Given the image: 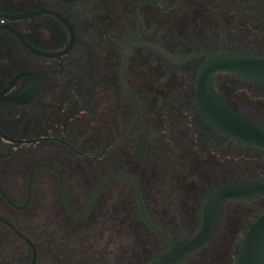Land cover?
I'll use <instances>...</instances> for the list:
<instances>
[{
    "label": "flooded vegetation",
    "instance_id": "flooded-vegetation-1",
    "mask_svg": "<svg viewBox=\"0 0 264 264\" xmlns=\"http://www.w3.org/2000/svg\"><path fill=\"white\" fill-rule=\"evenodd\" d=\"M250 1L254 5L252 10L244 7L239 12H232L235 13L236 20L233 22L231 20L225 21L228 24H236L238 28H241V30L236 29L234 33V38L239 36L240 39L236 45L222 48H198L190 54L179 57L168 46L160 42V38L148 36L147 20L145 18L151 15H149L150 12L146 10V7H155L157 11L162 12L158 8L161 5L155 0H0V132L7 136L5 137L0 133V159L6 156L10 157L14 147L39 144L33 149L34 154L30 156L32 158L35 154L36 156L39 154L42 158L34 163L32 167L37 163L44 162L60 170L73 209L76 213H81L86 209L90 198L84 207L77 208V198L73 197V194L79 196L83 192L75 188L76 191L69 186V179L63 167L55 164L50 158L70 159L68 163L73 166L68 165L73 172L74 167L80 168L86 162H90L89 160L100 159V157L106 156L109 151H103L102 154L99 153L93 157H84L83 153L92 154V152L86 150L88 146H100L103 143H109L115 145L116 148L120 147L119 149L125 148L128 140L131 139L132 131L137 125L138 115L135 116L136 118L132 123L128 119H121L117 123L112 120L113 118H110L108 124L113 126L118 124V128H116V131L114 130V133L111 128L105 129V126H101L99 123V120L105 122V119L99 116V109L105 108V105H101V102L98 103L101 94H103L98 88L110 89L111 93L114 94L117 92V83L125 96L136 100L131 89L127 87V83L133 80V75L139 77L137 80L140 82L150 81V78L154 79L156 75L153 76L148 65L152 59H156L159 65L161 63L163 65V62H167L171 66L181 65L185 73H191L187 88L178 89L177 87L176 90L170 91L173 95L170 101L175 103L176 108L178 107V110L173 108L174 110L171 111L173 113H170L172 118L170 123L172 122L171 127L174 129L172 130L173 146L171 151L176 154L177 160L187 159L190 164L191 162L194 165L199 163L200 166H206L208 162L209 174L211 162L209 161L210 157H207L208 152L212 153V147L219 145L221 148L218 154H220L221 159L232 154L253 164L254 173L244 180L263 176L264 150L246 145L221 133L212 127L200 113L195 96V77L205 57L199 56L180 63L172 61L163 53L164 51L176 59H183L203 50H234L264 56V10H261L257 5L260 0ZM68 25H70L71 30ZM21 37L33 49L27 47ZM241 39L244 41L242 42ZM46 52L53 55L41 54ZM199 59H202V61L196 67ZM240 78L244 80L239 84L241 97L235 99L230 93L234 85H223L222 91L224 93H221L217 86L216 77L215 85L220 97L233 112L264 124V83L244 77ZM252 92L257 96H250L249 94ZM107 109H110V107ZM135 113L138 114L137 103ZM186 113L190 115L188 121L186 118L181 119L180 116ZM93 115L100 130L98 134H92L84 140L85 131H80L81 128L78 127L79 119L87 116L85 125L82 126L85 127L86 131H89L90 123H94L91 122L95 119ZM101 128L105 130L103 131ZM198 130L201 139L196 137L195 133ZM105 134L113 136L114 141L111 142L110 139L109 142H106L103 138ZM213 138L217 139L215 144ZM14 140L35 141L17 143ZM158 140H164V144L167 143L164 137H159ZM218 140L220 141L219 144ZM80 141L82 142L80 143ZM197 142L200 144L197 145ZM79 144H81L79 146L80 150L76 148V145ZM186 144L189 146H186ZM6 145H10L8 155L2 152ZM141 145L139 143L137 146ZM53 148H56L55 154H53ZM165 152L166 150L163 147L154 156H162ZM24 155L27 156L26 153ZM24 155L20 156L23 158ZM111 157H115L117 160L121 158L116 154L113 156L112 153ZM146 158L150 162V156L148 155ZM126 159L125 163L129 161L131 165L136 164H134V161H137V159L132 160L131 157ZM75 160L77 161L76 164ZM113 168L114 170L110 172L129 173L139 181L142 198L146 210H148L143 180L124 166L118 167L115 165ZM31 169L25 180V193L16 177H5L0 171V187L18 204H24L27 200ZM20 171L19 169L16 170L13 176L20 173ZM38 172L44 173V177L49 179V184L52 187H47V182H43L44 188H50L51 195L60 196L59 199L63 201L64 211L54 212V218H51V221L45 220L47 226L45 240L34 239L26 235L36 248L34 264L40 262L42 247H46L43 253L48 254L47 246L51 249V244L56 243L57 240L63 241V237L60 235L61 231L58 233L59 230L50 229L52 224L67 225L69 221H84L94 208L93 206L92 210L82 219L73 218L67 210L58 176L47 168H39L36 171L32 184L31 203L26 210H16L6 203L0 195V199L6 208L17 213H26L33 209L34 183ZM191 173H193L192 169ZM112 179L118 180L121 184H127L129 192L134 193L135 196V188L131 181L125 178H111L109 180ZM219 186H212V190L208 195ZM10 191L21 199L18 200L13 197ZM135 202L139 209L136 196ZM203 204L201 203L202 206ZM34 210L35 213L41 214V204H36ZM0 216L19 229L17 223L11 221L9 217L1 213ZM0 223L12 232V235L18 239L19 245L21 242L27 248V252L24 250L12 256L7 251L0 249V264H32L34 260L32 247L7 225L1 221ZM56 237L58 238L55 241L54 238ZM58 245L62 246L59 242ZM201 249L194 252L190 257L193 258L194 256L197 260H200L199 252ZM239 250L234 264H237ZM198 254L200 257H197Z\"/></svg>",
    "mask_w": 264,
    "mask_h": 264
},
{
    "label": "rangeland",
    "instance_id": "rangeland-1",
    "mask_svg": "<svg viewBox=\"0 0 264 264\" xmlns=\"http://www.w3.org/2000/svg\"><path fill=\"white\" fill-rule=\"evenodd\" d=\"M155 1L161 5L158 8L162 12L157 11L155 7H146V10L150 12L149 15H151L145 18L148 36L160 38V42L168 46L179 57L190 54L198 48H222L236 45L240 39L239 36L234 38V33L236 29L241 30V28L225 21L231 20L233 22L236 20L235 13L232 12H239L244 7L252 10L254 6L250 0ZM257 5L261 10H264V0H260ZM239 34L241 35V33ZM241 41L244 40L241 39ZM201 61L202 59L197 60L196 67ZM166 63L163 62V65L162 63L159 65L156 59L150 61L148 67L153 76L156 75L154 79L150 78V81L140 82L137 80L139 77L133 75V80L127 83V87L131 89L136 100L125 96L117 83V92L114 94L111 93L110 89L98 88L103 92L98 103L101 102V105H105L106 108L99 109V116L105 119V122L99 120V123L101 126H105V129L111 128L114 133V130L116 131L118 128V124L114 126L108 124L110 118H113L112 120L117 123L121 119H128L132 123L136 118L135 116L138 115L137 125L132 131L131 139L128 140L126 147L124 146L125 148L119 149L120 147L116 148L115 145L109 143H103L100 146H88L86 150L92 154L83 153L84 157H93L106 150H109L110 154L100 157V159L89 160L90 162H86L80 168L74 167L73 172L69 167L72 164L68 163L70 159H54L52 157L50 159L63 167L69 179V186L83 192L79 196L73 194V197L77 198L76 206L79 209L85 206L93 187L104 173L113 171L115 165L129 169L143 180L151 218L178 239L199 225L201 203L203 204L208 193L212 190V186L244 180L254 173L255 168L252 163L239 158L237 155L229 154L226 158L221 159L220 154H218L221 148L219 145L212 147V153L208 152L207 157H210L209 161L211 162L209 174L208 162L206 166H200L199 163L194 165L191 162L190 164L187 159L177 160L176 154L171 151L173 146L172 130L174 129L171 127L170 113H173L171 112L174 110L173 108L178 110V107L176 108L175 103L170 101L173 96L170 91L176 90L177 87L178 89L187 88L191 73H185L181 65L171 66ZM216 77L217 86L221 93H224L222 91L223 85H234L230 93L235 99L241 97L239 84L244 81L243 79L225 72ZM249 95L257 96L253 92ZM136 103L138 114L135 113ZM109 107L110 109H107ZM180 116L181 119L190 120L189 113ZM83 118H85L84 121H82ZM86 119L87 116L82 117L78 122L80 131H85L84 140L92 134H98L100 130L95 118L91 121L94 123L89 125L90 130L86 131L85 127L82 126L85 125ZM195 134L198 138L201 135L199 130ZM103 136L106 142H109L110 139L113 142L115 139L106 134ZM159 137L166 138L167 143L164 144V140H158ZM213 140L215 144L217 139L213 138ZM198 142L197 145L200 144ZM139 143L142 145L137 146ZM188 144L186 146H189ZM38 145L28 144V146L19 148L14 147L10 157L6 156L0 159L2 175L16 177L24 193L25 180L32 165L42 158L39 154L37 156L35 154L31 160L30 155L34 154L33 149ZM40 145L43 146V144ZM80 145H76L78 150H80ZM163 147L166 150V155L155 157V153ZM9 149L10 145L4 146L3 154L8 155ZM25 153L27 156L24 155ZM55 153L56 148H53V154ZM111 153L113 156L116 154L122 159L117 160V158L111 157ZM145 154L150 156L151 163ZM20 155L25 157L22 158ZM129 157L132 160L137 159L134 161L135 165H131L129 161L124 162ZM197 158L199 159L198 156ZM18 169L21 170L20 173L13 176ZM191 169L193 173L190 174ZM43 182H47V187H52L49 184V179L44 177V173L38 172L34 183L33 209L26 213H17L6 208L0 199V213L17 223L30 237L39 240H45V231H47L45 220L51 221V218H54V212L64 211L63 201L59 199L60 196L51 195V189L44 188ZM120 187L121 183L118 180L112 179L107 182L102 200L89 219L67 225L52 224L51 230L60 228L68 230L65 234L66 241L63 239V241H58L62 244L61 249H58L60 246L58 243L51 244V249L47 246L48 254L43 253L46 247H42L39 264H146L151 258L165 250L167 245L163 240L146 232L141 224L139 225L137 221H132L128 217V212L132 210L129 205L122 204L120 210H114L111 213L109 203L114 202L121 195ZM10 193L16 199H21L11 191ZM108 198L109 201L106 200ZM39 203L41 204V214L35 213L34 210L36 204ZM131 206L133 205L131 204ZM263 212L264 196L252 200L228 202L225 205L221 226L216 237L200 250L201 257L199 254L197 256L200 257V260L193 256L192 261L195 264H234L246 232ZM126 226L130 227V232L127 231L128 227ZM134 227L138 229L136 230ZM57 238L54 240L56 241ZM0 249L7 251L10 256L24 250L27 252V248L21 242L19 245L18 239L1 223Z\"/></svg>",
    "mask_w": 264,
    "mask_h": 264
},
{
    "label": "water",
    "instance_id": "water-1",
    "mask_svg": "<svg viewBox=\"0 0 264 264\" xmlns=\"http://www.w3.org/2000/svg\"><path fill=\"white\" fill-rule=\"evenodd\" d=\"M68 26L71 30L70 25ZM21 40L27 47L33 49L25 39L21 37ZM163 53L172 61L180 63L195 57L204 56L205 58L200 64L195 77V96L200 113L212 127L221 133L246 145L264 150V124L230 110L223 102L215 85L216 76L222 72L264 83L263 55L234 50H203L183 59H176L164 51ZM41 54L53 55L47 52ZM1 134L7 137L3 133ZM14 141L17 143H28L35 140ZM39 168H47L56 173L67 210L75 219L84 218L92 210L97 197L109 179L125 178L131 181L135 188V196L143 223L167 245L165 250L147 264H192L190 256L214 239L220 225L224 206L228 202L252 200L264 196V175L255 179L238 180L220 185L207 196L202 206L199 225L186 236L176 239L152 222L142 198L139 181L133 175L125 172L114 171L104 174L98 181L86 209L81 213H76L73 209L63 174L53 165L44 162L35 164L31 169L27 200L24 204L14 202L6 191L0 187V195L4 201L16 210H26L31 203L32 184L35 173ZM0 221L32 247L34 252L32 264H34L36 258L35 245L7 219L0 216ZM237 264H264V212L258 216L246 232L240 246Z\"/></svg>",
    "mask_w": 264,
    "mask_h": 264
},
{
    "label": "trees",
    "instance_id": "trees-1",
    "mask_svg": "<svg viewBox=\"0 0 264 264\" xmlns=\"http://www.w3.org/2000/svg\"><path fill=\"white\" fill-rule=\"evenodd\" d=\"M107 154H109V151L107 152ZM106 154V155H107ZM113 180H115V179H113ZM106 185H107V183L104 185V187H103V189H102V191H101V193H100V195H99V197H98V199H97V201H96V203H95V205H94V208H93V210H92V212L88 215V217H86L85 218V220H87V219H89L92 215H93V213L96 211V209H97V207H98V205H99V203L101 202V200H102V196L104 195V191H105V188H106ZM122 187H124V188H122ZM128 186H127V184H121V188H120V192H122L121 193V195H119V197H117V199L114 201V202H110L109 203V205H111L110 206V208H109V210H111V213H112V211H116V210H120V208H121V206H122V204L123 205H129L130 206V209H132L131 211H129L128 212V217L132 220V221H137L138 223H139V225L141 224L142 225V228H144L145 229V231L146 232H149V233H152V234H154V235H156L154 232H152L150 229H148L147 227H146V225L143 223V221H142V219H141V216H140V212H139V209L137 208V206H136V202H135V196H134V193H130L129 192V190H128V188H127ZM95 188V186L93 187V189ZM93 191V190H92ZM90 196H91V194H90ZM121 197V198H120ZM124 197V198H123ZM90 198V197H89ZM89 198H88V200H89ZM107 198V197H106ZM118 198H120V199H118ZM123 199V200H122ZM88 200H87V202H88ZM106 200H108L109 201V198L108 199H106ZM86 202V203H87ZM131 204L133 205V206H131ZM224 209H225V206H224ZM224 209H223V211H224ZM147 213H148V215H149V218L152 220V222L153 223H155L157 226H159L160 228H162L165 232H167L170 236H172L173 238H176V237H174L173 236V234H171L165 227H163V226H161V225H159L155 220H153L152 218H151V215H150V213H149V209L147 210ZM200 213H201V209H200V212H199V215H200ZM222 216H223V212H222V215H221V220H220V225H219V228H220V226H221V221H222ZM69 223H72L71 221H69ZM110 227V226H109ZM126 227H128L127 228V231L128 232H130L131 231V229H130V227L129 226H126ZM111 228V227H110ZM219 228H218V230H219ZM134 229H138V228H135L134 227ZM19 230L21 231V232H23L25 235H27V236H29L28 234H26L20 227H19ZM59 231H58V233L61 231V236L63 237L62 239L64 240V241H66L65 240V234L68 232V230L67 229H63V228H60V229H58ZM136 230H134V231H136ZM217 233H218V231H217ZM217 233H216V235H217ZM189 234V233H188ZM56 235V234H55ZM216 235H215V237H216ZM157 237H159L158 235H156ZM186 236V235H185ZM184 237V236H183ZM214 237V238H215ZM160 238V237H159ZM180 238H182V237H180ZM161 239V238H160ZM179 239V238H178ZM162 240V239H161ZM58 241V240H57ZM56 243H58V242H56ZM166 244V243H165ZM62 248V246H59V248L58 249H61ZM160 254V253H159ZM154 258V257H153ZM153 258H151L149 261H151ZM148 261V262H149ZM147 262V263H148ZM190 262L192 263V264H194V262L192 261V257H190ZM146 263V264H147ZM66 264H68V263H66Z\"/></svg>",
    "mask_w": 264,
    "mask_h": 264
}]
</instances>
